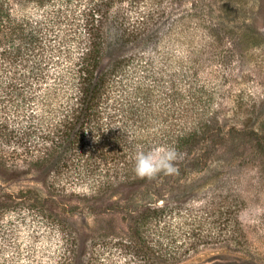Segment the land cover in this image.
<instances>
[{"label":"trees","instance_id":"1","mask_svg":"<svg viewBox=\"0 0 264 264\" xmlns=\"http://www.w3.org/2000/svg\"><path fill=\"white\" fill-rule=\"evenodd\" d=\"M70 1L0 0V168L17 165L6 150L14 138L19 166L48 170L41 187L2 190L0 215L32 212L62 241L53 250L58 242L29 244L24 256L19 252L15 262L3 263L43 264L47 255L50 264H117L109 258L117 246L124 257L119 264H178L199 245L229 237L235 240L231 249L245 252L248 264L264 263V253L235 226V214L250 195L259 198L264 184V132L256 120L235 116L226 123L228 118L214 115L213 93L195 84L191 67L171 61L157 25L161 17L152 18L145 0H85L79 10ZM128 6L139 12L131 15ZM251 107L253 116L259 106ZM238 137L253 143L257 160L228 166L210 187L212 195L204 191L194 207L197 194L189 189L195 180L176 186L175 176L206 170L218 149ZM154 146L179 152L177 174L151 181L135 175L136 151ZM248 164L254 173L246 180ZM76 183L87 187L82 194L91 199L115 184L145 199L131 210L120 202L90 206L125 208L130 233L124 241L91 233L90 242L78 244L68 216L78 204L63 200Z\"/></svg>","mask_w":264,"mask_h":264},{"label":"rangeland","instance_id":"2","mask_svg":"<svg viewBox=\"0 0 264 264\" xmlns=\"http://www.w3.org/2000/svg\"><path fill=\"white\" fill-rule=\"evenodd\" d=\"M122 3L127 5L126 1ZM75 4L79 10L85 5V0L70 1L71 6ZM144 5L153 19L161 17L157 25L163 32L165 49L173 58L171 61L179 63L184 70L191 67L190 72H195V84L213 93L211 109L214 115L218 119L228 118L226 123L232 122L235 116L251 117L256 120V128L264 132V0H145ZM19 7L23 5H14L15 10L19 11ZM127 9L131 15L139 12L138 9L134 11V7L128 6ZM42 10L40 7L39 12ZM253 102L259 108L251 116L249 111ZM14 141L13 138L6 144V150L17 165L7 170L0 168V192L15 191L28 185L41 187L47 180L48 170H38L32 165L19 166V147L17 149ZM252 144L243 137L229 140L213 155L206 170L176 175V186L195 180L189 191L197 194L193 206H199L200 196L204 191H208L207 197L212 195L210 187L228 166L239 161L246 164L248 160H257L252 153ZM14 148L16 151L11 152ZM3 171L6 173L2 174ZM244 172L248 180L254 170L248 164ZM72 187L66 189L63 200L78 204L68 216H71L70 222L78 232L79 245L90 242L91 233L95 236L103 233L106 241L111 243L128 237L130 223L123 213V206L119 205L122 209L117 208V211H91L90 206L120 202L127 204L128 210L135 209L145 201L138 191L115 184L102 198L91 199L82 194L85 191L82 188L86 186L77 184ZM258 196L257 199L252 194L246 199L245 207L235 214L239 222L234 225L243 228L251 248L264 253V184ZM161 201L162 197L158 202ZM213 219L214 215L209 216L208 223ZM52 242L58 244L52 245L50 250L59 248L62 241H56L50 227L34 213L10 209L0 215V264H6L3 260L8 258L15 262L13 257H18L19 252L24 256L29 244L47 246ZM234 244L231 237L225 241L201 244L178 264H248L245 252L231 249ZM116 247L112 248L109 258L119 264L124 257L117 254L119 249ZM49 257L43 256L45 264H50L46 263Z\"/></svg>","mask_w":264,"mask_h":264},{"label":"clouds","instance_id":"3","mask_svg":"<svg viewBox=\"0 0 264 264\" xmlns=\"http://www.w3.org/2000/svg\"><path fill=\"white\" fill-rule=\"evenodd\" d=\"M107 131V129H105ZM180 154L174 147L154 146L148 150L138 148L134 156L133 172L140 179L154 180L161 173L177 174Z\"/></svg>","mask_w":264,"mask_h":264}]
</instances>
